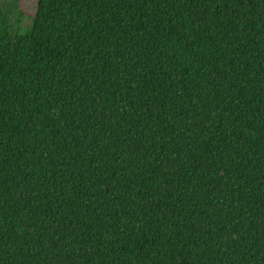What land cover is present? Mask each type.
Here are the masks:
<instances>
[{"label": "trees", "instance_id": "1", "mask_svg": "<svg viewBox=\"0 0 264 264\" xmlns=\"http://www.w3.org/2000/svg\"><path fill=\"white\" fill-rule=\"evenodd\" d=\"M0 264H264V0H0Z\"/></svg>", "mask_w": 264, "mask_h": 264}, {"label": "rangeland", "instance_id": "2", "mask_svg": "<svg viewBox=\"0 0 264 264\" xmlns=\"http://www.w3.org/2000/svg\"><path fill=\"white\" fill-rule=\"evenodd\" d=\"M20 2H21V8H22V4L24 8H28L35 3V0H20Z\"/></svg>", "mask_w": 264, "mask_h": 264}]
</instances>
